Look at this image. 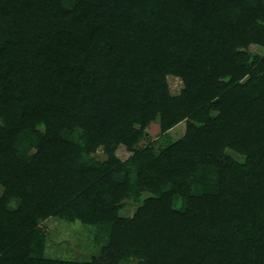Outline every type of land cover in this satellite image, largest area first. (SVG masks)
Instances as JSON below:
<instances>
[{"label":"trees","instance_id":"obj_1","mask_svg":"<svg viewBox=\"0 0 264 264\" xmlns=\"http://www.w3.org/2000/svg\"><path fill=\"white\" fill-rule=\"evenodd\" d=\"M0 186V264H264V0H0Z\"/></svg>","mask_w":264,"mask_h":264},{"label":"rangeland","instance_id":"obj_2","mask_svg":"<svg viewBox=\"0 0 264 264\" xmlns=\"http://www.w3.org/2000/svg\"><path fill=\"white\" fill-rule=\"evenodd\" d=\"M251 52H256V46L250 45L248 48ZM168 83L171 92L176 95L181 89V81L178 77H169ZM185 131V122L182 121L167 132V136L159 134V124L157 121L152 122L147 129V134L140 142L139 146L154 143L155 147L166 146L171 141H175L183 136ZM99 155L101 153L97 152ZM131 153L124 146L116 149V155L120 159L127 158ZM235 157L234 153H231ZM0 186V193H1ZM147 193H144L142 198ZM140 202L126 200L120 210L122 216L130 217ZM40 227L46 234L47 242L45 254L49 258L81 259L96 254V249L92 243L93 230L83 225L80 221H67L58 217H51L40 222Z\"/></svg>","mask_w":264,"mask_h":264}]
</instances>
